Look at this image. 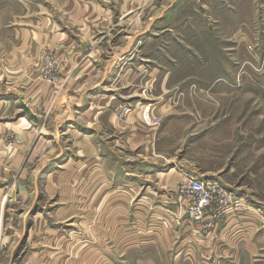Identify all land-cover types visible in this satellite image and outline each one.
<instances>
[{
  "label": "rangeland",
  "instance_id": "obj_1",
  "mask_svg": "<svg viewBox=\"0 0 264 264\" xmlns=\"http://www.w3.org/2000/svg\"><path fill=\"white\" fill-rule=\"evenodd\" d=\"M180 1L168 14L174 16L173 23H181L200 2ZM53 5L52 0H0V39L13 43L16 50L20 47L21 63L16 69L26 72L23 81L29 84L0 89V264H209V260L201 263L209 250L207 233L202 227L196 232L190 229L189 224L200 220L193 221L179 199L188 195L185 187L191 178L213 179L227 190L264 192L260 180L264 153H233L228 143H218L213 125L209 127L214 116H264L263 90L242 87L239 79L232 81L226 74L209 85L215 74L205 78L210 67L190 69L187 58L178 56L175 71L181 80L162 82L159 73L158 88L148 80L144 94L136 91L132 101L116 111L120 119L135 116L137 132H155L148 141L128 137L129 142L143 141L136 147L142 149V157L134 160L133 153L117 151L109 141L103 151L110 170L91 155L93 169L86 137L90 111L83 116L71 114L86 109L85 101L82 108H73L70 102L76 98L69 90L70 96L61 98L59 90L42 89V82L55 86L60 77L54 54L42 52V34H76L87 27L62 23L66 19ZM152 5L149 1L143 9V23L137 30L156 14ZM161 10L166 16L168 5ZM42 17L49 18L48 23ZM261 47L264 50V41ZM166 59L160 56L153 62L166 70L170 67ZM148 71L143 68L144 75L138 77L149 78ZM183 71L200 77L183 80ZM7 91L14 92L15 98L5 97L7 103H1ZM17 96L35 114L36 122L23 113ZM136 98L140 101L133 102ZM144 113L155 117L156 123L146 124ZM205 120L212 132L199 138ZM165 126L166 135L161 137ZM97 132L102 136L101 129ZM98 140L91 137V144ZM134 150L132 146L130 152ZM236 158L231 171L227 166ZM185 218L184 224L173 225ZM192 237L199 244L195 257L183 261L181 248ZM250 264H264V249L257 250Z\"/></svg>",
  "mask_w": 264,
  "mask_h": 264
},
{
  "label": "crops",
  "instance_id": "obj_2",
  "mask_svg": "<svg viewBox=\"0 0 264 264\" xmlns=\"http://www.w3.org/2000/svg\"><path fill=\"white\" fill-rule=\"evenodd\" d=\"M52 1L53 8L59 9L60 15L66 19L62 23L87 27L76 34H42V52L49 50L54 54L60 73V77L54 82L55 86L42 82V89L52 87L59 90V96L63 94L61 98H68L69 90L76 98V101H69L73 108L75 105L82 108L85 101L86 109H78V112L71 114L83 116L90 111L86 115V137L88 161L92 160L93 169L95 159H91V155L110 167L103 151L108 147L109 141L113 143V147H118L117 151L128 150L133 153L134 160L142 157V149L136 147L152 138L155 132L149 133L148 129L144 134L137 132L135 116H130L129 120L120 119L121 116H117L116 111L120 105L132 101L136 91L138 95L144 94L142 90L145 91L148 87V80L156 88L159 87L161 78L166 83L170 79L181 80L177 79L179 74L175 71L177 64L179 65L176 60L180 58L178 56L187 58L190 69L210 67L205 78H211L210 74H215L209 80V85L217 84L226 74L232 81L239 79L242 87L255 88L257 91L261 89L264 92V50L261 47L264 41V6L261 8V0L257 3L256 0H200L198 7H194L188 16H183V21L179 24L173 23L174 16L168 14L174 12L176 6L180 5V0ZM149 1L156 9V14L151 15L148 22L137 30L143 23L140 16ZM167 5L165 16L162 15L164 12L161 8ZM48 19L42 17L44 23H48ZM162 41L163 45L160 46L159 42ZM148 45H151L150 52L146 53ZM19 48L17 50L21 51ZM17 50L13 43L5 44L0 39V89L29 86L23 81L26 72L16 69V64L21 63V55ZM160 56L167 57L166 62L170 67L166 70H161L162 66L153 62L158 61ZM143 68L149 70V78L138 77L139 74L144 75ZM159 73L163 74L161 78ZM197 76L200 77L196 73H186L183 80L191 79L190 77L195 79ZM38 83L41 85L40 80ZM11 96L15 98L12 91L2 93L1 103H7L5 97ZM96 97L98 98L94 99ZM17 98L23 103L20 97ZM134 100L140 101V98L133 99V102ZM64 113L60 116H64ZM207 117L204 116V119ZM253 117L214 116V124L211 121L209 127L213 125L212 134L218 137V143H228L233 153L249 156L252 152L264 153V116ZM201 124L208 123L205 120ZM100 129L102 136L97 132ZM212 130L209 131L207 125L198 137L202 138ZM105 132H111L110 136H106ZM165 133L166 126L161 137ZM132 135H136L135 141L144 140L141 143L129 142L128 137ZM96 136L99 140L91 144V137ZM190 142L186 143V150ZM132 146L135 150L130 152ZM154 154L161 156L162 153ZM237 161V158L231 159L227 168H231V171L235 169ZM239 165L242 166V162ZM261 168L264 169V161ZM260 180L264 181V178ZM256 181L260 183L258 179ZM229 191L241 199L244 210L218 219L205 214L199 219L200 224H189L192 231L196 228V232L202 227L207 233L205 243H208L206 246L209 250L201 263L209 260V264H250L257 250L264 249V192L257 190L258 192L250 193L240 187ZM179 201L181 206L186 204L183 198ZM184 221L187 222L188 219L181 220V223L175 220L173 225L177 227L184 224ZM184 246L181 248L183 251H180L183 261L192 262L199 244L192 237Z\"/></svg>",
  "mask_w": 264,
  "mask_h": 264
},
{
  "label": "built area",
  "instance_id": "obj_3",
  "mask_svg": "<svg viewBox=\"0 0 264 264\" xmlns=\"http://www.w3.org/2000/svg\"><path fill=\"white\" fill-rule=\"evenodd\" d=\"M143 115L142 119L146 124L156 123L155 117H151L150 113ZM185 189L188 195L181 198L185 199V213L193 220H199L205 214H211L213 218L218 219L244 210L241 199L216 180L191 178Z\"/></svg>",
  "mask_w": 264,
  "mask_h": 264
},
{
  "label": "water",
  "instance_id": "obj_4",
  "mask_svg": "<svg viewBox=\"0 0 264 264\" xmlns=\"http://www.w3.org/2000/svg\"><path fill=\"white\" fill-rule=\"evenodd\" d=\"M20 103V107L22 108L23 110V113L27 114L33 121H37V117L35 116V114H33L30 109L24 104L22 103L21 101H19Z\"/></svg>",
  "mask_w": 264,
  "mask_h": 264
},
{
  "label": "bare ground",
  "instance_id": "obj_5",
  "mask_svg": "<svg viewBox=\"0 0 264 264\" xmlns=\"http://www.w3.org/2000/svg\"><path fill=\"white\" fill-rule=\"evenodd\" d=\"M69 219V218H68Z\"/></svg>",
  "mask_w": 264,
  "mask_h": 264
}]
</instances>
